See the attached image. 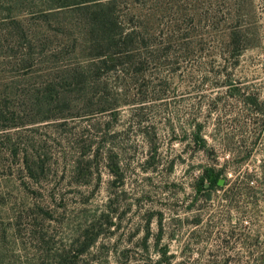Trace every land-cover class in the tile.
Segmentation results:
<instances>
[{
	"label": "rangeland",
	"instance_id": "1",
	"mask_svg": "<svg viewBox=\"0 0 264 264\" xmlns=\"http://www.w3.org/2000/svg\"><path fill=\"white\" fill-rule=\"evenodd\" d=\"M84 1L0 0V264H264V0H116L109 72Z\"/></svg>",
	"mask_w": 264,
	"mask_h": 264
},
{
	"label": "trees",
	"instance_id": "2",
	"mask_svg": "<svg viewBox=\"0 0 264 264\" xmlns=\"http://www.w3.org/2000/svg\"><path fill=\"white\" fill-rule=\"evenodd\" d=\"M116 0H86L80 2L78 5L86 10L87 24L86 35L94 36L98 40H103L108 43V49L104 52H97L93 58V62L89 64L96 65L99 70L103 71H114L120 66V61L116 58L118 55L117 50L120 49L121 45H125L121 39L119 32V19L116 15ZM122 35V34H121ZM124 38H131V35ZM246 36L243 35L237 29L231 30L226 36V48L225 50L229 55H234L242 46L243 42L246 41ZM110 58V60H109ZM112 58V59H111ZM74 77H79L78 74H73ZM251 102L255 103V100L251 99ZM216 180H220L217 176L215 179L209 182L213 185ZM208 182L204 181V178L200 180V184L203 189H206V184Z\"/></svg>",
	"mask_w": 264,
	"mask_h": 264
},
{
	"label": "water",
	"instance_id": "3",
	"mask_svg": "<svg viewBox=\"0 0 264 264\" xmlns=\"http://www.w3.org/2000/svg\"><path fill=\"white\" fill-rule=\"evenodd\" d=\"M223 182H224V180L223 179H221L220 181H219V185H222L223 184ZM210 184L209 183H207L206 184V187H208Z\"/></svg>",
	"mask_w": 264,
	"mask_h": 264
},
{
	"label": "flooded vegetation",
	"instance_id": "4",
	"mask_svg": "<svg viewBox=\"0 0 264 264\" xmlns=\"http://www.w3.org/2000/svg\"><path fill=\"white\" fill-rule=\"evenodd\" d=\"M220 180H221V179H220ZM220 180H219V181H220Z\"/></svg>",
	"mask_w": 264,
	"mask_h": 264
}]
</instances>
